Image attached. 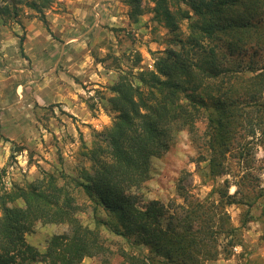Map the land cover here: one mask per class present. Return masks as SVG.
Segmentation results:
<instances>
[{
    "label": "trees",
    "instance_id": "obj_1",
    "mask_svg": "<svg viewBox=\"0 0 264 264\" xmlns=\"http://www.w3.org/2000/svg\"><path fill=\"white\" fill-rule=\"evenodd\" d=\"M0 1V16H11L10 4ZM149 1L152 19L168 29L169 48L153 58L152 70L132 76L137 84L122 75L109 88V110L116 115L84 148L88 169L45 173L25 189L0 194V264L108 261L115 252L107 234L130 245L117 252L125 264H207L243 248L248 210L234 227L226 209L264 199L253 192L258 150L264 165V61L244 64L234 56L264 50V0ZM122 2L133 22L144 14L142 0ZM139 62L137 56L134 66ZM182 131L197 150L195 163H203L201 178L233 177L235 192L229 194L224 178L200 199L185 192L181 179L179 203L140 204L135 192L148 180L151 160ZM81 214L90 216L91 226L81 223ZM36 223L66 227L48 240L43 254L25 239Z\"/></svg>",
    "mask_w": 264,
    "mask_h": 264
},
{
    "label": "rangeland",
    "instance_id": "obj_2",
    "mask_svg": "<svg viewBox=\"0 0 264 264\" xmlns=\"http://www.w3.org/2000/svg\"><path fill=\"white\" fill-rule=\"evenodd\" d=\"M142 1L144 14L133 22L122 0H6L11 16H0V194L25 189L45 173L74 174L79 167H90L82 152L116 115L109 110V88L122 75L137 84L132 76L152 70L153 58L169 48L168 29L152 19L153 4ZM186 27V22L180 24L183 35ZM137 56L140 62L134 66ZM234 58L244 64L250 59L261 63L264 50L255 56L247 49ZM196 158L186 131L177 134L170 149L151 160L149 178L135 192L139 203H179L181 179L185 192L200 199L224 178L230 182L229 194L235 192L233 177L204 181L199 174L203 163L197 165ZM262 158L258 150L253 192L264 196ZM233 165L237 172L238 165ZM16 204L22 206L21 201ZM247 210L249 220L241 228L243 248L235 247L231 257L207 264H264V199L251 207L226 209L234 227L241 226V214ZM79 218L91 226L88 214ZM65 230L64 225L36 223L25 239L43 254L48 240ZM106 238L115 255L108 261L85 258L80 264H125L117 252L131 250L128 242L109 234Z\"/></svg>",
    "mask_w": 264,
    "mask_h": 264
}]
</instances>
